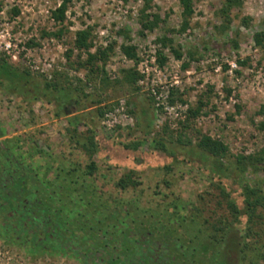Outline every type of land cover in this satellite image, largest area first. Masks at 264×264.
Segmentation results:
<instances>
[{"label": "rangeland", "instance_id": "1", "mask_svg": "<svg viewBox=\"0 0 264 264\" xmlns=\"http://www.w3.org/2000/svg\"><path fill=\"white\" fill-rule=\"evenodd\" d=\"M221 1L193 0L179 31L178 0H148L152 29L140 24L145 0H71L61 21L59 0H0V56L27 73L22 92L0 81V264H264V209L250 222L242 194L244 181L264 189V163L216 170L197 146L198 130L222 140L231 167L264 146V42L253 39L264 0H242L224 32ZM81 28L88 50L74 46ZM98 48L106 59L88 63ZM134 67L143 76L126 82ZM46 81L77 101L62 104ZM129 171L135 184L120 188Z\"/></svg>", "mask_w": 264, "mask_h": 264}, {"label": "trees", "instance_id": "2", "mask_svg": "<svg viewBox=\"0 0 264 264\" xmlns=\"http://www.w3.org/2000/svg\"><path fill=\"white\" fill-rule=\"evenodd\" d=\"M71 0H59V4L52 10V16L56 20H63L65 18V12L68 7V4ZM181 5V22L180 26L177 30L184 31L190 26V20L193 16L194 12V5L193 0H178ZM242 4V0H222L221 5L215 10V15L219 19V22L215 25V27L222 32L229 28V25L232 21V9L235 7H239ZM148 6V0H145L144 6L141 9V17H140V24L143 29H152L159 21V14L158 13H151L145 12V9ZM13 11L16 13L18 9L16 7L13 8ZM151 16V17H150ZM243 22H247V17L242 18ZM90 31L89 28H81L75 31V38H74V46L78 49H86L88 50L91 46V40L89 39ZM253 39L255 44L258 46L263 45L264 42V32L263 31H256L253 35ZM160 43V47H158L155 51V57L158 61V64H163L166 60V55L163 52V47L167 46L171 41L172 38L163 34L157 38ZM235 46L238 45L235 39H231ZM111 47V46H110ZM109 48V46H108ZM122 51L125 55L129 57H133L137 61V53L135 51V47L132 45L121 44ZM176 56H180V52L177 49H173ZM88 63H93L94 59H102L105 60L107 56V48H98L94 53L88 52ZM240 61V60H239ZM27 73H23L18 69L14 68L12 65L8 63V61L0 56V81L7 80L10 84L15 87V90L18 92H22L24 87L23 83H20L21 79H26ZM143 76V73L139 72L135 67L128 68L123 70V78L126 82L136 83L137 80ZM45 89H54L57 91L56 98L64 104L67 102H71V100H76L73 97V93L71 90L66 89L64 87H57L55 82L46 81ZM228 92H230L228 90ZM168 101L170 104L174 103L175 97L173 95L169 96ZM207 99H203L201 96L198 97L195 104L187 105L185 109V116L184 119L181 121V126L184 128H188L192 126V120L201 112L203 106L206 104ZM238 109L240 108L239 103L236 104ZM101 112V110H100ZM261 126H264L262 123ZM197 138V146L202 150H205L214 156L212 166L214 169L222 170L227 168H232L238 170L239 172H243L246 168V163L250 164H257V163H264V146L257 152L249 155H237L236 164L234 167L225 165L221 161V157L227 154L229 148L228 145L223 142L222 140L212 137L207 133H201L198 130L196 134ZM177 140L182 142V133H179L177 136ZM190 141V139H187ZM225 165V167H224ZM223 166V167H222ZM86 172L91 174L95 169V163L92 161L86 165ZM132 171L122 174L116 184L120 188H126L129 184H135V180L132 179ZM243 186V197L245 201V208L248 214V219L250 222L254 221V217L258 215H262L258 211V208L264 209V189L257 183H248L246 181L242 182ZM19 188V186H18ZM24 187L20 186V190ZM230 205L232 208L237 211V207L234 203L230 201ZM258 211V212H257ZM230 259H227L226 264H231ZM234 264V263H233Z\"/></svg>", "mask_w": 264, "mask_h": 264}, {"label": "built area", "instance_id": "3", "mask_svg": "<svg viewBox=\"0 0 264 264\" xmlns=\"http://www.w3.org/2000/svg\"><path fill=\"white\" fill-rule=\"evenodd\" d=\"M7 46H9V43H8V45Z\"/></svg>", "mask_w": 264, "mask_h": 264}]
</instances>
